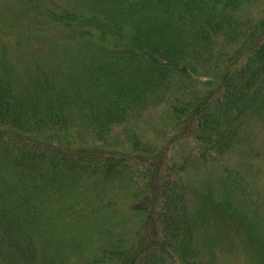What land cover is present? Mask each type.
<instances>
[{
  "label": "trees",
  "instance_id": "1",
  "mask_svg": "<svg viewBox=\"0 0 264 264\" xmlns=\"http://www.w3.org/2000/svg\"><path fill=\"white\" fill-rule=\"evenodd\" d=\"M252 2L7 0L0 264H62L70 245L87 264H201L185 186L159 173L141 125L204 162L250 138L264 119Z\"/></svg>",
  "mask_w": 264,
  "mask_h": 264
},
{
  "label": "rangeland",
  "instance_id": "2",
  "mask_svg": "<svg viewBox=\"0 0 264 264\" xmlns=\"http://www.w3.org/2000/svg\"><path fill=\"white\" fill-rule=\"evenodd\" d=\"M263 2L253 0L250 14ZM6 3L0 0V16ZM141 127L152 151L160 152L159 173L185 186L201 264H264V119L250 125V138L222 155L221 163L204 162L187 137H156L150 125ZM228 170L239 173L243 192L230 187ZM78 252L70 245L62 264H87L86 253Z\"/></svg>",
  "mask_w": 264,
  "mask_h": 264
}]
</instances>
